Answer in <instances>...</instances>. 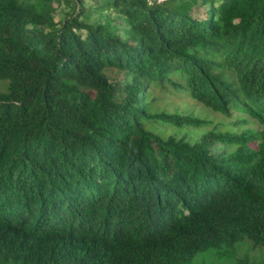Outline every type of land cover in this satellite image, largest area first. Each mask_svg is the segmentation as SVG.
I'll return each instance as SVG.
<instances>
[{
  "label": "trees",
  "instance_id": "obj_1",
  "mask_svg": "<svg viewBox=\"0 0 264 264\" xmlns=\"http://www.w3.org/2000/svg\"><path fill=\"white\" fill-rule=\"evenodd\" d=\"M78 1L56 28L28 0H0V264H189L264 247V0L198 14L195 0H106L130 40L85 23ZM149 84L260 120L257 149L231 137L219 159L210 136L163 141L146 126Z\"/></svg>",
  "mask_w": 264,
  "mask_h": 264
},
{
  "label": "rangeland",
  "instance_id": "obj_2",
  "mask_svg": "<svg viewBox=\"0 0 264 264\" xmlns=\"http://www.w3.org/2000/svg\"><path fill=\"white\" fill-rule=\"evenodd\" d=\"M77 1L28 0L37 11L47 13L51 20L57 24L56 28L68 16L80 9L79 1L78 4ZM152 1L162 2L164 0ZM195 1L197 2L195 13L200 8L203 10L208 8L210 2V0H206L205 5L202 6V0ZM81 3L85 9H88V13L81 17L85 23L94 26L108 25L123 40H130L128 20L116 10L109 8L106 0H81ZM106 75L113 84L124 85L126 79L124 73L109 70L106 71ZM172 80L173 82H182L178 76L173 77ZM6 88V83H0V92L6 91ZM142 103L149 104V112L158 116L146 124L147 129L160 136L163 141L174 143L183 141V143L188 142L195 145L210 136L207 139L210 141L209 150L219 159L229 158L238 149V144H234L232 139H229L231 137L250 136L246 144L251 149H257L258 141L255 135H258L263 129V124L260 120L250 117L238 108H231L228 113L219 112L206 107L192 97L187 90L182 91L170 86L164 89L158 84L147 86ZM161 116H177L183 121L189 119L194 123L178 127L176 124L165 121ZM248 133L250 135H247ZM189 264H264V247L256 246L250 240L245 239L232 247L221 246L200 252Z\"/></svg>",
  "mask_w": 264,
  "mask_h": 264
}]
</instances>
